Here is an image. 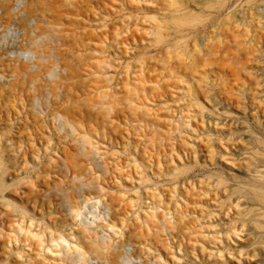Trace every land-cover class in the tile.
Masks as SVG:
<instances>
[{
  "label": "rangeland",
  "instance_id": "rangeland-1",
  "mask_svg": "<svg viewBox=\"0 0 264 264\" xmlns=\"http://www.w3.org/2000/svg\"><path fill=\"white\" fill-rule=\"evenodd\" d=\"M51 3L0 12V76L66 67L0 83V264H264V0Z\"/></svg>",
  "mask_w": 264,
  "mask_h": 264
},
{
  "label": "bare ground",
  "instance_id": "bare-ground-1",
  "mask_svg": "<svg viewBox=\"0 0 264 264\" xmlns=\"http://www.w3.org/2000/svg\"><path fill=\"white\" fill-rule=\"evenodd\" d=\"M22 4L21 10L18 13H14L11 9V0H2L0 2V12L5 13L7 16H10L11 19L14 18L15 25L18 27H23L22 21H31L33 18L38 16L41 13H48L52 9V3L51 0H30L28 2L27 0H19ZM21 14V15H20ZM2 18H0V23ZM7 27V26H6ZM9 29V27H7ZM34 38H32L33 45L27 49H15L12 51H8L9 54L5 55V61H13L14 58H12V55H17L18 59H22L21 62H14L11 67V63L8 64L11 76L5 77L0 76V83L6 84L9 86V88H14L17 83V77L20 74H26L28 73V82L29 83H39L43 76L46 74L51 73H57L56 78L59 77V74L61 73L62 68L66 70L65 66H58L57 63H51V64H45V50L46 48L43 47L40 43L48 38V35L45 33L44 28L40 25H33L32 26ZM8 49V48H7ZM19 50V51H18ZM2 55V54H1ZM24 59V60H23ZM49 91L52 93L57 92H64L67 95H70V91L63 89L61 87L60 80H55L53 83L50 84ZM70 100L73 102V104L77 105V102L73 99V97L70 98ZM24 110V108H23ZM5 115L9 117L10 113L5 112ZM1 141V140H0ZM90 197V194H89ZM90 201L95 200V202H99L100 200L94 195L93 197L89 198ZM88 200L86 199L85 202ZM95 203H93L94 205ZM101 204V201H100ZM102 216L104 217L105 224L102 227H97L95 229V226L87 221H83V224L86 225L87 228L94 229V234L96 236V239L100 241L102 244L108 243V239L112 237V235H108L107 237L104 234V231H106L108 228H112L109 225V220L111 219V207L109 204L105 201V203H102ZM3 214H6V212L2 211ZM96 231V233H95ZM1 234V232H0ZM81 235H84L82 232H80ZM71 238L72 244H69V246H73L72 250H74L78 256H83L80 249V238ZM75 245V246H74ZM14 247V246H13Z\"/></svg>",
  "mask_w": 264,
  "mask_h": 264
}]
</instances>
